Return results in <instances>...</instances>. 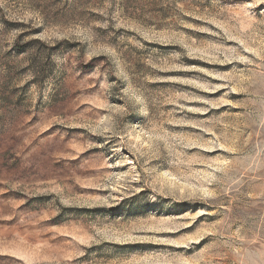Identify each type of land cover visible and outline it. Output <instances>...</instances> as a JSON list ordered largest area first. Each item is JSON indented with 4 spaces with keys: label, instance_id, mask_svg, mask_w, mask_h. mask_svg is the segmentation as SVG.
<instances>
[{
    "label": "rangeland",
    "instance_id": "rangeland-1",
    "mask_svg": "<svg viewBox=\"0 0 264 264\" xmlns=\"http://www.w3.org/2000/svg\"><path fill=\"white\" fill-rule=\"evenodd\" d=\"M0 264H264V0H0Z\"/></svg>",
    "mask_w": 264,
    "mask_h": 264
}]
</instances>
